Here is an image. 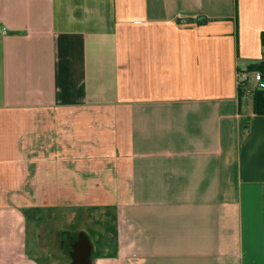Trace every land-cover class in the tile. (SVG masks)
<instances>
[{"label": "crops", "instance_id": "0c3cea01", "mask_svg": "<svg viewBox=\"0 0 264 264\" xmlns=\"http://www.w3.org/2000/svg\"><path fill=\"white\" fill-rule=\"evenodd\" d=\"M263 31L264 0H0V264H264Z\"/></svg>", "mask_w": 264, "mask_h": 264}, {"label": "trees", "instance_id": "16d2710c", "mask_svg": "<svg viewBox=\"0 0 264 264\" xmlns=\"http://www.w3.org/2000/svg\"><path fill=\"white\" fill-rule=\"evenodd\" d=\"M260 41L264 48V31L260 35ZM258 70L262 74L264 80V53L261 60L258 63L252 64L249 66L248 71ZM245 85L244 82L241 83V86ZM252 106L253 111L257 114L264 115V88H253L252 94Z\"/></svg>", "mask_w": 264, "mask_h": 264}, {"label": "built area", "instance_id": "2783aa9c", "mask_svg": "<svg viewBox=\"0 0 264 264\" xmlns=\"http://www.w3.org/2000/svg\"><path fill=\"white\" fill-rule=\"evenodd\" d=\"M251 74L252 80L254 81V87L264 88V80L262 78V74L258 70L249 71ZM248 72H238L237 83L238 86H241V83L245 84L248 82Z\"/></svg>", "mask_w": 264, "mask_h": 264}, {"label": "rangeland", "instance_id": "374dc122", "mask_svg": "<svg viewBox=\"0 0 264 264\" xmlns=\"http://www.w3.org/2000/svg\"><path fill=\"white\" fill-rule=\"evenodd\" d=\"M32 215H33V216H35V213H32ZM22 264H26V262H25V261H23V262H22Z\"/></svg>", "mask_w": 264, "mask_h": 264}]
</instances>
